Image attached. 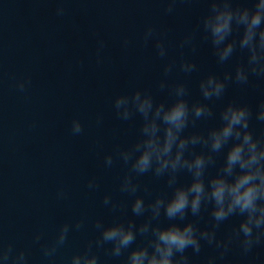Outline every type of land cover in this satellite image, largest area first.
<instances>
[{
  "label": "water",
  "instance_id": "1",
  "mask_svg": "<svg viewBox=\"0 0 264 264\" xmlns=\"http://www.w3.org/2000/svg\"><path fill=\"white\" fill-rule=\"evenodd\" d=\"M61 3L67 10L62 17L56 15ZM166 7L165 0H0V235L18 250L26 249L29 264H47L42 245L51 243L65 223L83 219L85 227L70 232L53 264H67L72 255L96 239L98 219L106 225L120 219L143 221L132 215L134 197L119 191L127 167L118 162L107 168L103 163L106 154L118 145L133 144L139 134V116L132 121L117 118L116 96L142 89L152 91L158 101H170L168 91L161 92L158 84L164 65L175 60L177 69L169 82L185 81L190 101H197L201 99V79L209 73L234 70L241 62L237 53L228 63L218 64L210 42L198 32L197 53L183 50L196 61L198 70L190 76L180 72L179 43L186 33L197 30L208 4L206 0H180L172 15L165 13ZM150 24L166 34L169 54L164 59L157 55L155 41L143 44V33ZM101 39L106 47L98 63L97 42ZM125 39L130 41L128 48L122 46ZM29 78L27 91H18L16 81ZM262 98L264 81L253 77L247 86L229 85L223 99L213 106L217 116L232 100L255 110ZM98 116L103 117L100 124ZM77 118L84 132L74 136L71 123ZM217 123V119L202 120L197 129L189 131L206 130ZM253 128L257 135L264 131V125L255 120ZM215 171L210 169L213 175ZM93 177L99 188L89 190L87 184ZM189 179L180 178L181 182ZM139 181L141 195L145 185L151 198L170 191L166 178L146 174ZM61 189L66 193L64 199L57 197ZM105 194L124 206L115 212L106 208ZM209 219L205 212L201 226ZM238 222L236 217L225 222L219 235L225 236ZM37 233L43 234L39 243L34 242ZM96 251L100 264L123 262V257L113 258L105 249ZM212 253L205 246L200 256L193 257L195 264ZM257 254L264 258V248L244 257L233 247L222 264H258Z\"/></svg>",
  "mask_w": 264,
  "mask_h": 264
},
{
  "label": "clouds",
  "instance_id": "2",
  "mask_svg": "<svg viewBox=\"0 0 264 264\" xmlns=\"http://www.w3.org/2000/svg\"><path fill=\"white\" fill-rule=\"evenodd\" d=\"M165 2V13L172 15L180 0ZM206 2L208 10L200 17L197 30L186 33L179 43L182 50L179 71L190 76L198 70L196 61L183 53L184 49L193 55L197 53L198 32L204 41L210 42L218 64L228 63L237 53L241 62L234 70L222 75L209 73L201 79V99L197 101H190L185 81L169 82L168 77L177 69L175 60L164 65L158 84L161 92L168 91L170 101H158L152 91L142 89L115 97L117 118L132 121L139 116L141 123L136 141L127 147L118 145L104 156L103 163L107 168L118 162L127 167L119 191L134 197L132 215L144 219L139 224L134 219H120L107 225L96 220L98 237L90 240L83 251L72 255L67 264H100L96 251L99 249H105L113 258L123 257L122 264H195L193 257L200 256L205 246L213 249V253L201 264H222L233 247L244 257L264 248V131L257 135L253 128V120L264 125V98L255 110L249 104L232 100L221 108L218 116L213 106L223 99L231 84L247 86L253 77L264 81V0ZM66 11L61 3L56 15L62 17ZM152 41L157 55L161 59L168 57L166 34L150 24L143 33V44L147 46ZM129 45L128 39L122 42L124 48ZM105 47L106 42L98 40V63L102 62ZM30 84V78L21 79L15 87L26 92ZM210 119H217L218 123L206 130L189 131L197 129L199 121ZM102 121L103 117L98 116L97 123ZM83 132L81 120L73 119L72 135ZM212 168L216 169L214 175L210 173ZM146 174L166 178L170 191L151 198L145 185L144 195L139 194V178ZM182 175L190 179L181 182ZM87 187L98 189L97 179H89ZM57 197L64 199L66 193L61 189ZM103 205L113 212L124 206L111 194L104 195ZM205 212L210 219L202 227L199 221ZM233 217L239 218V222L225 236H220L221 226ZM84 227L83 219L63 224L55 239L42 245L44 261L53 264L70 232ZM42 238L43 234L37 233L34 242L39 243ZM256 259L258 264H264V258L258 254ZM0 264H29L28 251L18 250L0 235Z\"/></svg>",
  "mask_w": 264,
  "mask_h": 264
}]
</instances>
